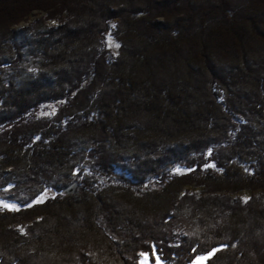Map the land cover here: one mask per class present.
I'll return each instance as SVG.
<instances>
[{
    "label": "trees",
    "instance_id": "1",
    "mask_svg": "<svg viewBox=\"0 0 264 264\" xmlns=\"http://www.w3.org/2000/svg\"><path fill=\"white\" fill-rule=\"evenodd\" d=\"M0 200V264H264V0H0Z\"/></svg>",
    "mask_w": 264,
    "mask_h": 264
},
{
    "label": "rangeland",
    "instance_id": "2",
    "mask_svg": "<svg viewBox=\"0 0 264 264\" xmlns=\"http://www.w3.org/2000/svg\"><path fill=\"white\" fill-rule=\"evenodd\" d=\"M40 15H45L44 13L42 12H34L31 17H29V20H24L22 21L20 24H18L19 26L17 27H21V26H25L27 24H29L31 22V20H34L35 18H37L38 16ZM50 24H54V21H50ZM114 21L111 23L110 25V30L108 32H106V36H105V43H106V47L111 51V53L113 54H117L118 53V48L119 47H116V45H120L119 41L117 39H115V37L111 34L113 28H114ZM56 110V107L55 105H53L52 103L44 106L41 110L37 111L38 112V116H41V115H53L54 114V111ZM189 188H191L192 190H195L197 192H200V188H197L195 186H188ZM48 195H51V193H48ZM182 193H180L181 195ZM252 194V192L250 190H243L241 193L237 194L238 196L242 197V198H249L250 195ZM0 203H7L6 201L4 200H0ZM16 227L20 230V233H23L24 232V228L19 225V224H16ZM202 256H208L209 255H202ZM147 258V264H163V261L161 260L160 257H157L155 259V261H151L150 258L146 255ZM145 258H142L140 260V264H143ZM206 262V261H205ZM204 262V264H205ZM192 264H198V261L196 260L195 262H193Z\"/></svg>",
    "mask_w": 264,
    "mask_h": 264
},
{
    "label": "snow or ice",
    "instance_id": "3",
    "mask_svg": "<svg viewBox=\"0 0 264 264\" xmlns=\"http://www.w3.org/2000/svg\"><path fill=\"white\" fill-rule=\"evenodd\" d=\"M116 47H119V45H116ZM209 167H214V165H209ZM179 171V170H178ZM44 200V197L41 196L36 202L37 203H42ZM246 200V198H245ZM31 206V205H29ZM0 207H3V208H6V209H9V210H19L15 205H11V204H7V203H0ZM214 254V251L212 253H209V256ZM142 256L144 255L143 253L141 254ZM209 257L208 256H198L197 257V261H198V264H204V262L208 259ZM143 264H147V258H145Z\"/></svg>",
    "mask_w": 264,
    "mask_h": 264
},
{
    "label": "water",
    "instance_id": "4",
    "mask_svg": "<svg viewBox=\"0 0 264 264\" xmlns=\"http://www.w3.org/2000/svg\"><path fill=\"white\" fill-rule=\"evenodd\" d=\"M76 187H77V185L75 183L71 184L70 186H68L66 188V190H64L63 194L70 193V192L74 191V189H76Z\"/></svg>",
    "mask_w": 264,
    "mask_h": 264
}]
</instances>
